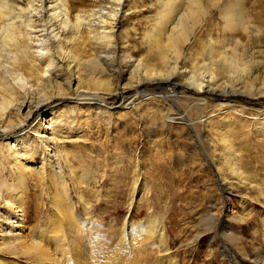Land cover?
<instances>
[{"label":"rangeland","instance_id":"1","mask_svg":"<svg viewBox=\"0 0 264 264\" xmlns=\"http://www.w3.org/2000/svg\"><path fill=\"white\" fill-rule=\"evenodd\" d=\"M168 1L123 0L115 42L120 55L126 51L131 57L129 69L110 71L105 59L99 57L109 51L107 44L100 47L88 42L79 59H70L65 64L80 80L78 90L70 98L74 86L65 87V96L56 98L50 106L43 104L41 113L61 107L66 117L75 119L56 126L55 141L71 156L78 167L77 175L86 177L80 191L91 203L90 213L101 224L99 231L104 239L116 236L128 219L136 223L155 216L167 228L169 255L162 256L163 251L154 241L145 247H133L129 254L132 263L138 260L141 264H168L172 259L176 264H232L234 254L246 264H262L264 127H258L256 120L258 110L264 109V94H260L264 87V33L242 39L246 43L245 59L252 63L249 72L239 80L224 75L215 85L218 88H210L203 95L193 91L185 94L183 83L192 74L194 64L197 74L210 68L203 55L204 46L207 47L210 38L219 40L221 31L206 26L195 27L196 34L186 46L181 70L190 73L184 79L175 85L164 80L128 87L144 75L143 72L136 75L139 62L141 68L163 66L148 38L158 27L161 3ZM116 2L102 0L106 14L119 9ZM244 3L252 12L264 9V0H244ZM86 4L88 9L102 6L99 0H88ZM120 43L126 47H120ZM213 68L221 70L222 66ZM247 82L253 85L248 88ZM173 96L178 97L177 102H173ZM95 102L100 108H95ZM172 111L176 114H171ZM38 115L35 111L29 125L20 131L22 136L33 135L34 145L35 135L30 132L32 128L39 129L35 127L39 122L45 123ZM226 116L233 124L226 132L248 166L245 185L228 173L227 180H223L216 161L219 155L209 144L215 138L217 123H222ZM6 139L0 133V172L9 173L7 148L1 151ZM41 156L39 151L34 158L40 161ZM29 188L30 195L39 197V202L34 201L38 211L33 204L28 208V224L32 226L39 220L46 221L50 206L46 205L48 199L41 196L40 185L34 186L30 179ZM78 194L76 190L72 194L77 212L86 217ZM98 251L91 250L94 258ZM0 255L7 264H29L24 256L17 261L10 252L3 251Z\"/></svg>","mask_w":264,"mask_h":264},{"label":"bare ground","instance_id":"2","mask_svg":"<svg viewBox=\"0 0 264 264\" xmlns=\"http://www.w3.org/2000/svg\"><path fill=\"white\" fill-rule=\"evenodd\" d=\"M86 2L88 0H0V133L8 138L1 151L7 148V166L11 169L9 173L0 172V252H10L17 261L24 256L29 264H141L136 259L133 263L129 260L131 249L145 247L154 241L163 251L162 256L169 255L170 251L167 228L155 216L136 223L128 219L116 236L102 237L101 224L90 213L91 203L80 191L86 177L77 175L78 167L71 156L55 141L56 126L61 127L62 122L71 123L75 119L66 117L65 109L61 107L41 113L43 104L50 106L56 98L65 96V87L71 89L74 86L70 98L78 90L80 80L65 64L70 59H79L88 42L100 47L107 44L109 51L105 55L100 53L99 57L105 59L110 71L125 72L123 67L129 69L131 66V57L126 51L120 55L115 42L116 21L123 0H117L115 4L120 6L119 9L108 11V14L102 0H99L102 6L91 9L86 8ZM161 8L158 27L148 39L150 46L157 49L163 66L147 69L141 68L139 62L136 75L137 72L144 75L138 76L128 87L164 80L175 85L184 79L190 71L181 70L182 57L196 34L195 27L203 26L210 30L218 28L220 37L219 40L210 38L207 47L204 46L203 55L210 68L197 74L194 64L192 74L183 83L184 93L193 91L203 95L210 88H218L215 85L224 75L239 80L249 72L252 63L245 59L243 46L246 43L242 39L264 33V9L252 12L244 0H169L162 2ZM119 46L126 47L125 43ZM218 64L222 66L221 70L213 68ZM250 85L253 84L247 82L248 88ZM173 88L176 95L175 86ZM261 93L264 94V87ZM177 101L178 97L173 96V102ZM94 104L98 106L96 109L100 108L98 103ZM35 111L45 123L39 122L35 126L39 129L32 128L34 145L33 135L22 136L20 131L29 125ZM171 114L176 113L172 111ZM257 114L258 127H264V109L258 110ZM185 117L184 114L183 119ZM201 119L202 116L199 117L202 123ZM229 120L226 116L222 123H217L215 138L209 144L219 155L216 161L223 180H227L228 173L245 185L248 184L245 181L248 166L226 132L233 125ZM39 151L42 156L37 161L34 156ZM30 179L34 186L40 185L41 196L48 199L46 205L49 203L50 206L46 221L39 220L32 226L28 224V208L34 201L39 202V197L30 195ZM137 187L138 182L135 189ZM74 190L79 193L88 214L86 217L77 212L72 195ZM34 207L38 211L39 206ZM210 219L214 221V217ZM92 249L99 250L95 258ZM0 256V264H7ZM233 256L232 264H246L237 255ZM168 264H176V261L169 259Z\"/></svg>","mask_w":264,"mask_h":264}]
</instances>
